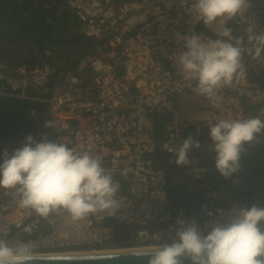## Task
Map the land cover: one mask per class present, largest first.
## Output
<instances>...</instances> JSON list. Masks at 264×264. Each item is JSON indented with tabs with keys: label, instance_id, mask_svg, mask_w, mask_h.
Instances as JSON below:
<instances>
[{
	"label": "built area",
	"instance_id": "1",
	"mask_svg": "<svg viewBox=\"0 0 264 264\" xmlns=\"http://www.w3.org/2000/svg\"><path fill=\"white\" fill-rule=\"evenodd\" d=\"M63 1L87 45L53 79L48 64L30 70L0 62V95L45 104V122L52 127L44 124L40 135L100 156L120 183L119 208L79 221L64 211L40 217L21 207L13 190L0 188V239L26 241L36 254L47 255L157 246L174 235L177 218L193 219L170 197L157 153L172 154L192 129L209 131L220 119H246L251 111L264 120V52L259 58L249 53L245 33L249 24L264 33V0H250L243 15L226 22L233 37L244 36L245 51L233 83L219 92V107L196 94L195 82L185 80L176 63L186 50L177 34L216 39L223 23L205 25L194 0ZM24 142L20 135L0 137V157ZM210 171L186 170L192 182L182 189L188 200L203 199L212 213H196L201 227L219 218L218 210L249 207L240 197L219 204V191L204 181Z\"/></svg>",
	"mask_w": 264,
	"mask_h": 264
},
{
	"label": "clouds",
	"instance_id": "2",
	"mask_svg": "<svg viewBox=\"0 0 264 264\" xmlns=\"http://www.w3.org/2000/svg\"><path fill=\"white\" fill-rule=\"evenodd\" d=\"M250 0H194L196 17L205 25L223 22L217 38L206 41L201 35L180 36L185 51L177 54L183 78L194 81V91L216 107L219 92L231 85L241 68L245 51L244 36L233 37L226 22L243 15ZM255 25L245 29L252 48L247 51L259 58L264 52V33L255 32ZM45 127H52L45 122ZM264 131L259 116L220 119L209 126L214 166L225 179L240 168L245 143L256 140ZM258 142V141H257ZM201 147L191 136L175 149L177 166H188V153ZM0 188L13 190L19 205L40 217L57 211L66 212L73 221L106 210H117L116 195L120 183L103 166L102 158L81 150L62 139L51 141L46 134L37 142L28 135L23 145L11 154L7 150L0 162ZM219 218L206 221L201 227L196 218H177L169 240L142 251L147 264H264V206H233L227 212L218 210ZM212 216L211 212L207 213ZM170 241V242H169ZM36 256L26 241L10 244L0 239V264H29Z\"/></svg>",
	"mask_w": 264,
	"mask_h": 264
},
{
	"label": "trees",
	"instance_id": "3",
	"mask_svg": "<svg viewBox=\"0 0 264 264\" xmlns=\"http://www.w3.org/2000/svg\"><path fill=\"white\" fill-rule=\"evenodd\" d=\"M62 43L73 46L71 60L87 45L81 25L63 0H0V62L12 68L26 64L30 70L48 64L53 79L71 61H63ZM9 74L14 75L12 72ZM45 117L46 105L43 103L0 95V137L20 135L26 138L31 135L38 142ZM173 155L175 152H158L157 165L167 174L170 197L185 205L188 218H194L200 210L202 214L207 213L203 199L188 200L182 192L183 187L192 182V176L186 170L195 167H210L204 181L213 183L219 191V204L227 205L236 197L242 198L249 207L255 204L250 195L237 190V187H243L242 175L238 172L225 179L216 171L214 163L201 160L179 170ZM234 182V191H237L229 196L223 189Z\"/></svg>",
	"mask_w": 264,
	"mask_h": 264
},
{
	"label": "water",
	"instance_id": "4",
	"mask_svg": "<svg viewBox=\"0 0 264 264\" xmlns=\"http://www.w3.org/2000/svg\"><path fill=\"white\" fill-rule=\"evenodd\" d=\"M244 148L237 171L242 175L243 191L256 205L264 206V131L257 134L255 141L245 143ZM145 250L149 249L35 256L29 264H147V255L141 254ZM183 264L190 262L184 260Z\"/></svg>",
	"mask_w": 264,
	"mask_h": 264
},
{
	"label": "rangeland",
	"instance_id": "5",
	"mask_svg": "<svg viewBox=\"0 0 264 264\" xmlns=\"http://www.w3.org/2000/svg\"><path fill=\"white\" fill-rule=\"evenodd\" d=\"M71 33V31H69ZM70 35V34H68ZM69 37V36H68ZM61 50H62V57L63 61H70L73 53H72V47L71 45L67 44H60ZM254 117L253 112H249L247 115V118ZM204 129V128H203ZM193 139L198 140L200 142L201 147L199 149H192L190 151L191 155L189 156L190 164L189 165H195L198 161H203L207 163H214V152L212 151V142L210 140L209 131L206 129L201 131L193 130L191 131L190 135ZM188 136V137H189ZM173 159H176V156H172ZM211 158V159H210ZM183 166H178L179 170ZM229 188V187H228Z\"/></svg>",
	"mask_w": 264,
	"mask_h": 264
},
{
	"label": "bare ground",
	"instance_id": "6",
	"mask_svg": "<svg viewBox=\"0 0 264 264\" xmlns=\"http://www.w3.org/2000/svg\"><path fill=\"white\" fill-rule=\"evenodd\" d=\"M152 247H132V248H121L118 250H103V251H89V252H68V253H57V254H48V255H63V254H75V253H107V252H121V251H128V250H143V249H151ZM47 254H36V256H45Z\"/></svg>",
	"mask_w": 264,
	"mask_h": 264
},
{
	"label": "crops",
	"instance_id": "7",
	"mask_svg": "<svg viewBox=\"0 0 264 264\" xmlns=\"http://www.w3.org/2000/svg\"><path fill=\"white\" fill-rule=\"evenodd\" d=\"M195 130L196 131H201V130H204L203 128H201V127H197V128H195ZM241 182H242V180H241ZM235 186H236V184H235V182L233 183V185H231L229 188L227 187V188H225L224 187V189H223V191L225 192H228V195L230 196L231 194L233 195V194H235L236 192L235 191H237L236 189H235V191H234V188H235ZM231 195V196H232Z\"/></svg>",
	"mask_w": 264,
	"mask_h": 264
},
{
	"label": "flooded vegetation",
	"instance_id": "8",
	"mask_svg": "<svg viewBox=\"0 0 264 264\" xmlns=\"http://www.w3.org/2000/svg\"><path fill=\"white\" fill-rule=\"evenodd\" d=\"M213 155L215 156V153ZM237 190L239 191L244 190V187H237Z\"/></svg>",
	"mask_w": 264,
	"mask_h": 264
}]
</instances>
